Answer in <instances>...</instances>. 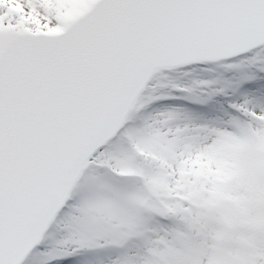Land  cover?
Masks as SVG:
<instances>
[{
	"label": "snow or ice",
	"instance_id": "obj_1",
	"mask_svg": "<svg viewBox=\"0 0 264 264\" xmlns=\"http://www.w3.org/2000/svg\"><path fill=\"white\" fill-rule=\"evenodd\" d=\"M0 264H264V0H0Z\"/></svg>",
	"mask_w": 264,
	"mask_h": 264
}]
</instances>
